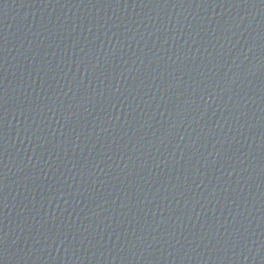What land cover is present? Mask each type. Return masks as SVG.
Segmentation results:
<instances>
[{"label":"water","instance_id":"water-1","mask_svg":"<svg viewBox=\"0 0 264 264\" xmlns=\"http://www.w3.org/2000/svg\"><path fill=\"white\" fill-rule=\"evenodd\" d=\"M0 264H264V0H0Z\"/></svg>","mask_w":264,"mask_h":264}]
</instances>
